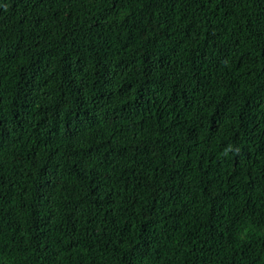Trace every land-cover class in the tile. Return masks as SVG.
I'll return each mask as SVG.
<instances>
[{
  "label": "trees",
  "instance_id": "16d2710c",
  "mask_svg": "<svg viewBox=\"0 0 264 264\" xmlns=\"http://www.w3.org/2000/svg\"><path fill=\"white\" fill-rule=\"evenodd\" d=\"M0 264H264V0H0Z\"/></svg>",
  "mask_w": 264,
  "mask_h": 264
}]
</instances>
